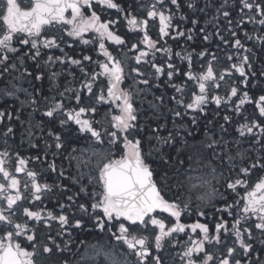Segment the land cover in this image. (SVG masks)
<instances>
[{"label":"snow or ice","instance_id":"obj_1","mask_svg":"<svg viewBox=\"0 0 264 264\" xmlns=\"http://www.w3.org/2000/svg\"><path fill=\"white\" fill-rule=\"evenodd\" d=\"M136 4L146 12L144 18H138L133 14L130 10L131 4L122 7L117 0H31L27 8L23 7L19 0H0V20L4 26L0 34V85H3L0 87V99H4L6 103L8 100H16L22 107L31 109L28 113V126L22 135L23 142L33 149L39 148V145L33 142L34 130L44 131L42 126L44 120L33 123L31 119L33 114L38 112L43 118H47L51 125L47 136L52 138V143L46 142V148L50 150L54 144L56 150L54 156L66 149L63 134L57 133L54 126L57 121L62 129L72 131L68 126L74 124L79 135L91 138L90 152L73 148L64 157L70 165L74 164L75 174L70 173L66 176L64 169L58 170L54 162H49L46 170L57 175L59 179H69L72 184H80L87 179L88 184L99 186L101 191L92 194L94 202L91 204V213L83 203L79 204L78 208L85 215L94 218L95 227L100 232L107 231L116 242L126 246L128 255L136 257L135 264H164L160 255L149 251L153 246L149 244V237L137 234L141 228L148 229L149 225L158 230L154 233L156 253L162 251L165 241L173 234L185 233L186 228L191 229L193 233L199 230L200 238L193 240L189 237L191 246L180 253L183 264H264V176L250 189L247 180L253 169L264 170V94L254 99L246 90L251 79L264 78V68L257 72L252 65L255 51L246 45L248 41L254 40L253 34L245 31L242 39L235 30L241 25L252 24L259 25V29L254 31L264 32V0H203L202 5L200 0H184L183 5L179 0H152L147 6L140 5L139 0H136ZM96 5L102 9L115 10L123 15L130 32L143 34L138 42H133L128 49L134 53L132 57L125 53L124 59H118L106 48L105 39L124 48L128 46L127 38L112 30L119 20L102 21L101 16L94 10ZM184 6L193 16L197 12L203 14L205 26L201 27L198 19L190 18L183 11ZM69 9L71 19L65 16ZM82 9L90 10L91 15L85 16ZM210 10H214L211 16ZM233 11L237 12L235 19L232 16ZM177 13H180V21L190 20L192 27L180 30L181 25H174ZM221 19L225 22L223 29L219 24ZM157 21L159 38L152 39L147 29L150 22L155 26ZM56 25H71L67 36L79 39L83 44L90 43L89 40L82 39L85 32L92 31L97 34L100 40V55L105 58L104 61L95 62L100 69L99 72L93 70L89 74L85 71L82 60L68 56L61 46L64 41L55 34L39 39L46 27ZM209 27L212 31H209ZM197 29L204 42L218 37L220 43L233 50L227 54L228 64L223 70L217 74L213 63L218 60L215 54L208 61L206 70L199 74L192 71V53L186 55L175 53L181 61H188L186 72L181 73V70L171 62V55L162 64L156 63V53L170 54L172 51L168 47L158 46L160 40L165 37L173 40L184 37L187 41H192ZM258 39L264 44V35H260ZM141 44L144 46L143 49L139 47ZM68 47L72 45L68 44ZM52 50H58L60 55H56ZM260 50L264 51V47ZM198 55L203 59L205 51H200ZM150 56L151 60L148 59ZM91 59L88 55L83 56L84 61ZM127 60H134L137 66L148 65L154 71L147 72L141 67L126 64ZM28 61L40 71L38 73L30 71L27 67ZM56 64L77 66L83 74L79 89L65 86L63 91L57 92L60 101L54 96H45L42 88H37L34 84V81H42L44 71ZM163 64L167 65V72ZM126 67L128 76H125ZM165 74L166 84L179 94L171 97L175 104V107L170 108L174 126L178 119L182 120L186 116H190L191 123L195 125L198 115L205 113L209 103H214L217 110L227 107L228 111L235 113L244 121H236V135L231 142L225 140L223 135L216 139L214 134H210L208 125L215 126L212 120H208L205 125L202 141L189 145L187 140H183L182 143L189 150L188 157L187 161L181 159L179 163L181 165L187 163L188 167L182 173L186 177L185 180L180 182L174 180L173 172H181V169L175 168L173 158L162 151L163 147L174 145L178 134L176 131H170L167 136H163L160 133L161 125L158 124L151 129L147 153L143 151L142 139H131L144 132L139 123L143 112L134 107V103L137 99H146L153 87L159 88L161 85L155 82L160 81ZM181 74L186 76L187 80L195 81L198 87V94H193L191 102L185 100V88L173 83L175 77ZM235 74L241 78L240 83L244 84V89L238 88L234 80L228 86L229 90L225 95L210 92V89L220 88V82L225 81L226 77ZM58 75L56 71L50 73L48 78L52 87H57ZM101 76L107 79V96L103 94L104 89H101L99 95L93 89L94 83ZM25 79L31 91L19 86V82ZM126 79H131L132 85L129 88H121ZM138 85L144 87H137ZM252 87L257 85L253 84ZM19 93L24 94V99H20ZM66 93L69 94L67 97L69 101L75 100V105L63 103ZM85 96L89 101L95 97V103H86ZM40 97H43L44 101L42 111ZM48 100L52 103L48 104ZM163 101V95L153 96L152 100L147 101L148 108L157 119ZM108 103L115 104L119 115H113L110 126L101 129L96 127L101 121L94 118L98 113L96 105ZM253 104L254 114L246 115L245 105ZM86 113L93 115L86 116ZM214 114L219 115V111H214ZM5 119L9 122L15 119L21 124L25 122L21 120L19 108L14 111H10L8 107L0 109V125H3L0 136L4 138L5 145H8L9 138L14 135V128L10 123L4 124ZM231 120L230 115H223V122L219 123L222 134L228 131L226 125H229ZM180 127H183L189 136L192 135L186 124ZM105 138L107 143L113 146H118L120 141L123 142L125 151L120 159H110V150L106 152L93 146L103 145ZM242 143L249 145L244 151L239 148ZM231 145L236 146L235 152L232 151ZM209 150L212 153L210 158L206 155ZM44 154L47 155V152ZM147 157L158 159L159 167L153 168ZM33 159L41 162L39 152ZM212 161H218L219 164L213 165ZM30 162L19 153L13 159L9 147L0 151V176L3 177V182H0V233H2L0 264H87L88 261L92 264H130L127 256L121 262L114 254L104 252L95 245L91 246V252L87 247L82 252L81 246L86 244L83 239L76 245V251L72 252L69 245L74 241L65 237L72 236V232L69 231L71 228L83 230L84 223L81 218H75L73 223V217L64 211L66 207H71L70 203L57 201L59 213L39 208L33 211L25 206L22 208V214L26 220L20 222L16 219L22 200L28 198L24 196V192L29 194V203L43 202L45 194L52 193L54 189L66 194V186L62 183L50 185L39 182L38 177L43 173L29 169L27 164ZM13 164L15 174L10 170ZM225 172L228 175H225ZM20 173L27 177V180L23 181V192L22 181L16 175ZM213 181L224 191L220 192V189L213 185ZM173 187L176 188L175 192ZM241 187L245 188L244 195L240 196L239 201L229 203L227 198L229 190L237 193ZM165 190L173 194L172 199L167 198ZM80 191H86V186L81 184ZM194 192L201 193L196 199L202 203L209 202L218 194L224 207H216L213 204L216 213H227L232 216V209L237 208L231 225L229 226L225 219H217L214 230L206 223L188 225L181 223L182 213L191 211ZM67 201L73 202V197L67 196ZM157 210L167 213L175 223L171 227H166L163 219L152 215ZM196 210L200 216L207 215L200 204H197ZM100 212L103 213V217L97 214ZM124 221L128 224L126 225ZM53 228L56 230L55 236L51 234ZM114 228L116 231H113ZM41 232L45 235L40 236ZM57 237L60 238V242ZM22 240L28 242L27 246L22 244ZM254 241L259 243V249L255 247ZM208 246H212L215 251ZM72 256L78 257V260L74 261Z\"/></svg>","mask_w":264,"mask_h":264},{"label":"trees","instance_id":"obj_2","mask_svg":"<svg viewBox=\"0 0 264 264\" xmlns=\"http://www.w3.org/2000/svg\"><path fill=\"white\" fill-rule=\"evenodd\" d=\"M117 2H119L121 4L122 7H128L129 4H136V0H117ZM179 2L183 5L184 4V0H179ZM203 0H200V4L202 5ZM141 4V3H140ZM132 11V8L130 9ZM183 11L185 13H187L189 15L190 18H196L199 20V25L201 27L205 26V16L199 12H197L194 16L192 15V13L190 12V10L187 9L186 6H184ZM214 10H210L209 11V16H211L212 12ZM98 15L101 16L102 21H108V20H119V23L113 27V31L115 30L118 34H120L122 37H126L127 38V44L128 47L130 48L131 46V42H136L133 38L134 35L133 34H128L124 28V17L121 14H118L115 10H107V9H103V10H97L96 11ZM179 15L180 13L176 14V17L173 21L174 25H181V29L180 30H184L187 28L192 27L190 20L189 21H180L179 20ZM232 16L233 18H237V12L233 11L232 12ZM138 18H143L144 14H141L139 16H137ZM219 24L221 25V28L223 29L225 27V22L223 19H221L219 21ZM254 29H259V25H252V24H245V25H241L240 28L235 29L238 33V35L240 36V38L243 39L244 37V32L248 31L250 34H253L254 36V40L253 41H248L247 42V47L249 48H254L255 51V55L252 56V65L253 67L257 70V72H259L262 68H264V51H261L260 48L264 47V44H262L258 37L260 35H264V32H260V31H254ZM209 31H212L211 27H209ZM128 32L130 33V31L128 30ZM173 35H175V33H173ZM225 35H227V33H225ZM96 41L99 42V37L96 38ZM158 46H165L170 48L172 51L170 54H164L162 52H158L155 54L156 57V63L158 64H162L164 61H167L169 59V55H171V62L177 66V68H179L182 72H186L188 71V61L184 60L181 61V59L179 57H177L175 55L176 52H180L181 55H186L187 53H192L193 54V60H192V71L195 74H199L200 72H202L203 70H206L207 66H208V61L212 59V55L215 54L218 57L217 61H214L213 63L217 65L215 66L216 70H217V74L224 69V67L228 64L227 61V54L229 52H232L233 50L230 49L229 46L220 43L218 37H213L211 38L208 42H204L202 39V36L199 34L198 29H197V34L195 35L194 39L192 41H187L184 37H179L175 40L165 37L163 40H160V43ZM139 47H143V45H139ZM200 51H205V57L202 59L201 57H199L198 53ZM148 59H152V57H149ZM146 66V65H144ZM148 66V65H147ZM146 66V67H147ZM163 67L165 68V72H167V65L163 64ZM148 70H146L147 72H152L154 71L153 69H151L149 66L147 67ZM240 77L238 76V74H235L232 77H226L225 81H223L222 85L220 88H216V89H211L210 92L212 94H219L221 96L225 95V93L229 90V85L232 84V82L235 80L236 81V86L240 89H244V84L240 83ZM167 81V76L166 74L164 76H162L160 81H156L155 83H159L161 86L159 88H155L153 87L152 89H150L149 95L146 97V99L141 100V99H137V101L134 103V106L138 109L141 110V112H143V115L140 116V120L139 123L141 124V126L144 128V132L143 133H139L134 137H131L132 139H142V148L143 151L145 153L148 152V138L151 135V129L155 128L158 124L161 125L162 127L160 128V133L163 136H167L169 134L170 131H176L178 134L176 135V140L174 142L173 146H165L163 147L162 151L168 153V155L170 157L173 158V163L175 165V168H179L181 169V172H173V178L176 182H180L185 180V176L182 174L183 170L186 169L187 163H185L184 165H181L179 163V161L181 159L187 161V157H188V149L185 147V145L182 143L183 140H187L188 144H194L197 143L199 141H202L204 139V131H205V125L207 124L208 120H212L213 121V125H208V127L210 128L211 132L210 134H214V138L216 139H220V136L223 135L225 140H228L229 142H231L233 140V137L236 135L235 133V127H236V121L240 120V122H244L242 120V118L237 117L235 115V113L228 111L227 107H223L219 110L216 109V105L214 103H209L207 110L205 111V113L203 115H198L197 118V123L195 125H193L191 123L190 120V116H186L184 117L182 120H177L176 124L174 126V122H173V117L172 114L170 112V108L175 107V104L172 102L171 97L173 95H179L177 93H175V90L171 87H169L166 84ZM264 78H262V80H256V79H251L250 83L248 85V88L246 89L247 91H249V94L254 98V99H258L260 94H264ZM173 83L177 84V85H181L185 88V93H184V97L186 102H191L192 96L193 94H198V87L196 85L195 81H189L187 80V77L184 75H177L173 81ZM255 84L257 85V87H252V85ZM100 84H98L97 86H99ZM20 97H22V99H24V94H18ZM163 95L164 97V101H163V107L161 108L160 112L158 113L159 118L157 119L156 117L153 116L152 111L148 108V104L147 101L152 100L153 96H161ZM47 97H51L53 95L51 94H46ZM235 99V98H234ZM65 102V100H63V103ZM156 103H160L159 101H155ZM11 105V101L8 100L7 103L5 102L4 99H0V109L8 107L10 111H14L15 109L19 108L20 112H21V120L24 121L25 123L21 124L20 121H17L15 119H13L12 121H8L7 119H5L4 124H11L12 127H16L18 129L21 130L22 133H24L25 128L28 126L27 125V121L29 120V115L28 113L31 112L30 108H25L22 107L20 104H18V106L16 108H14L13 106H9ZM98 109V113L95 114V119L102 121L103 120V110L99 107V105H96ZM245 109L246 115H253L254 110L252 111V109H255V107H253V105H245ZM43 110V102L41 100V111ZM214 111H219V115H215ZM230 115L232 117L231 122L229 123V125H226V127L228 128V131L226 133H221L220 129H219V123L223 122V115ZM258 115V113H256ZM93 114L91 113H86V116H92ZM33 123H38L42 120L45 121V123L42 125L44 128V131H39V130H34V134L35 135H40V133H44L47 134V131L49 129V127H51V125L47 122V118H43L40 113H34L33 116L31 117ZM101 124V123H100ZM97 124L96 127L101 128V125ZM187 125L188 130H190L192 132V135L189 136L187 131L184 130L183 127H180L181 125ZM55 129L57 133H62L63 137H64V141H65V145H66V149L64 150V157H66L67 152L70 151L73 147L72 141L74 140L73 138V134L75 133V131L77 132V129L72 126L71 124L68 126L72 129V131H68L67 128L62 129L59 125V122L57 121L55 123ZM90 138V137H88ZM87 137L80 135V137H78V141L79 144L82 145V143H86ZM48 143H52V138L47 139ZM70 143V145H69ZM41 147V146H39ZM114 147V153L117 155V153L119 154V152L122 151V148L120 147V145L118 146H113ZM232 147V151L235 152L236 150V146L235 145H231ZM249 147V145L247 143H242L239 148L241 151H244L245 149H247ZM54 146L50 149L51 153H53L55 150ZM217 151H219V149H217ZM71 152V151H70ZM60 154V153H59ZM206 155L210 158L212 153L209 150ZM254 155V154H253ZM60 157V156H59ZM148 163L151 164V166L153 168H158L160 162L158 161V159H156L155 157H147ZM59 161H57L58 163ZM57 169H61L63 168L65 171V174L68 175L70 174H75L76 170H75V166L70 165L68 160L64 158V161L61 160L60 164H57ZM213 165H218L219 162L218 161H212ZM45 168V167H44ZM264 170L262 171L261 169H255L252 170L249 173V176L247 177L248 180V187L249 189L252 187L253 184H255L256 182L259 181L260 176L263 175ZM225 175H228L227 172H225ZM61 181V180H60ZM70 183V190L66 191V194H62L59 196L58 200L56 199V201H60L63 200L64 203H70L71 207H66L64 209V211L70 216L73 217V223H74V219L75 218H81L83 223H84V228L83 230L80 229H75V228H71L69 229V231L72 232V236L69 237H65V239H71L72 241H74V243L70 244L69 247L72 249V252L76 251V245L79 244V241L81 239L85 240L86 242L91 240H97V241H105L104 238V234L105 232H100L96 227H95V220L94 218H91L89 215H85L84 213H82L79 208L78 205L83 203L85 204V206L89 209V213H91V202H92V194L93 191L94 192H98V186L95 184H87L86 180L82 181L80 184H72L69 180ZM81 184L86 186V191L81 192L80 191V187ZM213 185H215L217 188L220 189V192H223L224 189L220 188V185L216 184L215 181H213ZM244 190L245 188H238L237 193H233L229 190L228 194H227V198L231 199V198H240V196L244 195ZM176 191V188L173 187V192ZM209 191H211V189H209ZM165 193L167 196H170L173 198V194L170 192H167V190H165ZM72 196L73 197V202H68L67 201V196ZM200 195V193L198 192H194L192 194V203L190 205L192 212L195 214L197 213L196 207H197V199L196 197ZM218 195V194H217ZM216 195V196H217ZM220 200H218L216 203H214V205H216V207H224V203L223 202H219ZM29 204V203H28ZM24 207H29L31 210L35 211L38 208L41 209V207L36 204V205H27L26 202L23 203ZM201 205V204H200ZM242 205V202H241ZM45 210H52L54 212L59 213L60 209L58 207L57 203H48L43 205ZM202 210H204L207 213L208 216V224L209 227L211 229H213L214 227V223L216 222L217 219H225L228 221L229 226L231 225L232 221L235 218L236 212L234 211V209H232L233 215L229 216L227 213H215L212 207V205H209V207H206L204 205L200 206ZM19 212H22V209H19ZM99 216L100 213H97ZM215 216V219H213V217ZM102 217V216H101ZM26 219V218H24ZM33 222H29V224H32ZM246 226V225H245ZM55 228L52 229L51 234L55 236ZM113 231H115V228L113 229ZM103 234V235H102ZM40 236H44L45 233L41 232L39 233ZM257 235H259L257 233ZM58 242H60V238L57 237ZM106 242V241H105ZM107 242L113 243L111 241V234L108 233V237H107ZM26 243V242H25ZM255 244V247L257 249L260 248V245L258 242H253ZM28 244V242H27ZM27 244H25V246H27ZM85 245L81 246V251L83 252L85 247ZM30 248H28L29 250ZM71 255V254H70ZM72 259L74 261L78 260V257L76 256H72ZM87 264H91V263H87Z\"/></svg>","mask_w":264,"mask_h":264},{"label":"flooded vegetation","instance_id":"obj_3","mask_svg":"<svg viewBox=\"0 0 264 264\" xmlns=\"http://www.w3.org/2000/svg\"><path fill=\"white\" fill-rule=\"evenodd\" d=\"M19 2L21 3V5L25 8L29 7L31 4V0H19ZM86 12L88 13V15H91V11L88 9H85ZM94 10H103L99 5H96L94 7ZM71 10L69 9L66 13L65 16L68 17L71 14H69ZM3 24V22L0 21V24ZM66 25H56L54 27H46L45 31L42 33L41 37L39 39H44L46 36L50 37L52 34H55L58 38H62V40L64 41V43L61 45L62 47H64L65 52L67 53L68 56L72 57V58H76V59H83L82 58V53L90 56L92 59H94V53L96 52V50L98 49L99 43H97L96 38L98 37L97 35H95V39L92 38L91 41L92 43H88L86 44V48L85 49H81L80 46H74V41H70L69 39L71 37L67 36V32H66ZM0 34H2V30H1V26H0ZM78 43L80 44V40H78ZM68 44H71L72 47H68ZM52 52H54L56 55H60L58 50H52ZM100 55V53H99ZM91 59V60H92ZM88 62V61H87ZM27 67L30 71L34 72V73H38L40 70L37 69L35 67V65L31 62L28 61L27 63ZM74 68L71 69L70 65H62L61 67H57L53 70H48L46 69L43 73V80L42 81H34V84L37 88H42L44 95L46 96V94H51L55 97V99L57 101H60L61 98L59 97V95L57 94L58 91H63L65 86H68V84H71L73 88H80V71H79V67L77 66H73ZM92 67V64H91ZM64 68L69 69V70H64ZM76 70V71H75ZM52 71H56L57 73H59V75L57 76V78L59 79V81H56V85L57 87H52L51 81L49 80V75ZM20 87L23 88H28L30 91L32 90L30 85L27 83V80H23L21 81ZM51 89V90H50ZM97 86H96V90H97ZM100 90V89H99ZM98 90V91H99ZM105 91V89H104ZM106 92V91H105ZM19 94H23V93H19ZM51 96V97H53ZM67 95L65 94V97ZM20 99H22V97H20ZM40 99L43 101V97H40ZM65 100V99H64ZM49 102H52L51 100H48L47 103L49 104ZM65 103V102H64ZM19 102L18 101H13L11 102V105L9 106H13L14 108H16L18 106ZM69 105H75V101L69 102L67 103ZM75 128L76 126L73 125ZM14 128V135L11 136L9 138L8 143H10V145H5L4 143V138L2 136H0V151H3L5 147H9V150L11 151L12 155H13V159H15V155L17 153L20 154V156L26 160H30L31 162L27 164V167L29 169H33L37 172H42L43 174L40 175L38 177L39 182L41 183H48V184H54V183H62L64 186H66V191L70 190V183H69V179H59L57 177V175L50 173L49 171H47V164L49 162H54L55 164L57 163V161H59L57 164H60L61 160L64 161V150L59 154H56L55 156L53 155V153L56 151L55 148L53 150H55L53 153H51V150L46 148V137L48 138L47 134L45 136L44 133H40L39 138L37 137V135H35L33 137V142L37 143L39 146L38 149H33L31 147L26 146V143H21V146H17L16 144V140L20 138V136L23 134L21 132L20 129L16 128L15 126ZM77 129V128H76ZM78 137H80L79 133H77L75 131V133L73 134V138L74 140L72 141L73 147L72 148H78L79 147V141H78ZM46 140V141H45ZM15 143V144H14ZM70 145V143H69ZM54 146V144H53ZM71 146V145H70ZM39 152L40 157H41V162H36L33 158L36 156V154ZM47 152V155H45L44 153ZM70 152V151H69ZM60 156V157H59ZM45 167V168H44ZM71 173V172H70ZM15 174V171H14ZM18 178H25V180H27V177L24 173H20V174H16ZM67 176V175H66ZM61 180V181H60ZM23 189V185L21 184V190ZM166 194V193H165ZM61 195V190L59 189H54L52 193H46L43 199V202L41 201H34L32 203H29V194L27 192H24V196L28 197L27 199H24L23 202H26L27 204H38L41 209L44 208L43 205L48 204V203H57L56 199L58 200L59 196ZM167 196V195H166ZM167 198L172 199V197L167 196ZM240 199L238 198H231L228 199L229 203H234L235 201H239ZM60 202H63V200H60ZM223 202V201H221ZM241 203V202H240ZM237 211V208L235 209ZM154 217L158 218V219H163L166 227H171L173 223H175V221L173 220V218H171L167 213L161 212L159 210H157L156 212H154L152 214ZM103 217V216H102ZM208 216H200L198 214H195L192 212V209L190 212H183L182 216H181V220L180 222L183 224H194V223H206L208 224ZM147 219V218H146ZM118 223V222H117ZM124 223L126 224V222L124 221ZM127 225V224H126ZM209 225V224H208ZM215 228V223H214V227L213 230ZM158 231L157 229H153L151 225L148 226V229H143L141 231V234L139 235H146L149 237V244L153 245L152 247H150L149 251L153 254H158L160 255L162 258H165L166 256L168 257H173L174 258V262L176 264H183V262L180 259V253L188 246H191V241L189 239V237H191L193 240H197L200 238L199 236V230H197L196 233H193L191 231V229L186 228L185 233H176L173 234L172 237L168 238L165 241V246L162 249V251L160 253H156L155 248H154V233ZM125 251L128 253V249L126 248V246H124ZM219 257V254H217ZM134 256V255H131ZM134 258H136L134 256ZM171 259V258H170ZM164 264H165V260Z\"/></svg>","mask_w":264,"mask_h":264},{"label":"rangeland","instance_id":"obj_4","mask_svg":"<svg viewBox=\"0 0 264 264\" xmlns=\"http://www.w3.org/2000/svg\"><path fill=\"white\" fill-rule=\"evenodd\" d=\"M26 1V0H25ZM152 2V0H139V3H141L140 5H144V6H147V5H149L150 3ZM82 11H84V13H85V16H90V15H88V13L86 12V10L85 9H82ZM132 12H133V14L134 15H136V16H139V15H141V14H144V17L146 16V12H144V11H142V9H141V7H139V6H137V4H132ZM69 14H71V11L69 12ZM143 17V18H144ZM67 18H69V19H71V15L70 16H68ZM1 22H2V20H0ZM0 26H1V30L3 31V24L1 23L0 24ZM58 26V25H57ZM66 27H67V29H66V32L68 31V30H70L71 29V25H66ZM115 27V26H114ZM124 28H125V30H126V32L128 33V34H133L134 35V40L136 41V42H138V39H139V37L141 36V33H134V32H128V25H127V23H126V21L124 20ZM158 28H159V25H158V21L155 23V26H152V23L150 22V25H149V28L147 29V31H148V33L151 35V37H152V39H158L159 38V31H158ZM112 30H113V28H112ZM115 31V30H114ZM116 32V31H115ZM95 35H97L96 33H94V32H92V31H87V32H85L84 34H83V37H82V39H86V40H89L91 43H92V41H91V39L92 38H94L95 37ZM70 41H74V46L76 47V46H80V48L81 49H85L86 47V44H83L81 41H80V44L78 43V40L79 39H73L72 37L69 39ZM104 43H105V46H106V48L110 51V52H112V54L114 55V56H116L118 59H124V54L125 53H127V56L128 57H132L133 55H134V53H132V52H130V51H128V49H129V47L127 46V47H124V48H121V46H117V45H115V44H113V43H111V42H109V41H107L106 39H105V41H104ZM133 42H131V44H132ZM96 44H98V42L96 43ZM128 45V44H127ZM144 47H141V49H143ZM99 53H100V48H99V46H98V49L96 50V52L94 53V59H92L91 61H84L83 59H82V65H83V67H84V69H85V71H87V72H89V74H91L92 73V71L93 70H95L96 72H99L100 71V69H99V67H98V65L95 63L96 61H104V57L102 56V55H99ZM86 54H84V53H82V58H83V56H85ZM151 57V56H150ZM46 58V57H45ZM149 58V57H148ZM91 64H92V67H91ZM126 64H130L131 66H137V65H135V61L134 60H127L126 61ZM217 65V63L216 64H214V66H216ZM62 65H60V64H56L54 67H51V68H48V70H53V69H55V68H57V67H61ZM147 66V65H146ZM146 66H144V65H140V66H137V67H141L143 70H148L147 69V67ZM70 68L71 69H73L74 67L73 66H70ZM66 68H64V70H65ZM66 70H69V69H66ZM76 71V70H75ZM79 71H80V69H79ZM125 76H128V69H127V67H126V69H125ZM82 79H83V74L80 72V87H81V81H82ZM23 81V80H22ZM56 81H59V79L58 78H56ZM221 83V85H222V83H223V81H221L220 82ZM20 84H21V81L19 82V86H20ZM98 84H100L99 86H97ZM130 85H132V80L131 79H126L125 81H124V83H122L121 84V88H129V86ZM3 85H0V87H2ZM96 86H97V90H96ZM106 86H107V79L105 78V77H103V76H101V77H99L98 78V80L94 83V85H93V89H94V92L97 94V95H99L100 93H101V89H105V91H106ZM67 87H69V88H73L72 87V85L71 84H68V86ZM103 87H105V88H103ZM137 87H140V88H143L144 86L143 85H138ZM100 89V90H99ZM99 90V91H98ZM211 90V89H210ZM104 91V95L105 96H107V91L105 92ZM66 97H65V104H67V103H69V102H72V101H75L74 99L73 100H71V101H69L68 99H67V97H68V93H66ZM11 102H13V101H15V100H10ZM85 102L86 103H89V102H91V103H95V97H92V99H91V101H89L88 100V98H87V96H85ZM52 102H49V104H51ZM118 103V102H117ZM99 105V107L101 108V109H104L103 110V120L101 121V129H102V127H108V126H110V124H111V117L113 116V115H119V110L117 109V107L115 106V104H111V103H108V104H98ZM135 107V106H134ZM253 107H255L254 106V104H253ZM99 109V108H98ZM254 109H252V111H253ZM254 114V113H253ZM256 114V113H255ZM3 128V125H0V129H2ZM78 130V129H77ZM35 136V134L33 133V137ZM45 136H46V134H45ZM37 137L39 138V136L37 135ZM48 138L46 137V140H47ZM87 139H90V140H87V142L86 143H82V145H80L79 144V147L77 148V149H84V150H86V153L87 152H90V144H91V138H88L87 137ZM132 139V138H131ZM45 140V141H46ZM24 141V137H23V135H21L20 136V138L19 139H17L16 140V144H17V146H21L22 147V145H21V143H25V142H23ZM9 145H10V143H8ZM15 144V143H14ZM118 145H120V147L122 148V151L121 152H119V154L117 153V155L114 153V147H113V145H110V144H108L107 143V138H105V143L103 144V145H93L96 149H101V150H103V151H109L110 150V159H120L121 157H122V155H123V153H124V151H125V149H124V146H123V142L122 141H120L119 143H118ZM26 146H27V148L29 147V145L26 143ZM73 149V148H72ZM71 149V150H72ZM70 150V151H71ZM68 153H69V151L67 152V155H68ZM66 155V156H67ZM10 170L14 173V171H15V168H14V164L11 166V168H10ZM263 171V170H262ZM264 173V172H263ZM96 175H98V173H96ZM262 176H264V174L263 175H261L260 176V178L262 177ZM19 179H21V181H22V185H23V181H25V178L23 177V178H19ZM86 180V183L88 184V182H87V179H85ZM0 182H3V177L2 176H0ZM252 186H254V184L252 185ZM22 192H23V189L21 190ZM99 191H101V189L99 188V186H98V192ZM94 192V191H93ZM243 193H245V190H244V192ZM201 194V193H200ZM92 197V196H91ZM98 198V197H97ZM240 199V198H239ZM218 200H220L219 199V195H217V196H215V198L214 199H211L209 202H207V203H202V202H200L199 200H197V204H201V205H204V206H206V207H209V205H213L214 203H216ZM24 200H22V202H21V209L24 207V205H23V202ZM221 201V200H220ZM219 201V202H220ZM94 202V200H93V198H92V202H91V204ZM236 202V201H235ZM242 202V201H241ZM200 205V206H201ZM211 209H213V210H215V208H211ZM234 209V211L237 213V211H238V209H237V211L235 210L236 208H233ZM17 212H18V215H17V217H16V219L18 220V221H20V222H23L24 220H26V219H24V218H26V217H24L23 216V214H22V212H19V209L17 210ZM215 213H216V211H214ZM100 215L101 216H103V213L102 212H100ZM119 223V222H118ZM143 229L141 228L140 230H139V232L137 233L138 235L139 234H141V231H142ZM115 231H116V229H115ZM0 235H2V233H0ZM103 235V234H102ZM107 237H108V232L106 231L105 232V234H104V240L106 241H97V240H93V241H91V240H89V241H87L86 242V244H85V248L87 247L88 249H89V252H91V246L92 245H95V246H97V247H99V248H101L104 252H110V253H112V254H114L115 255V257L119 260V261H121V262H123L124 261V259H125V256H127V260L130 262V264H135V260H136V258H134V256H131V255H128V253L125 251V249H124V247H123V244L122 243H118V242H116L113 238H112V236H111V241L113 242V243H110V242H107ZM22 242V244L25 246V244H27V241L26 240H22L21 241ZM26 242V243H25ZM228 243L230 244L231 243V241H228ZM208 247H210L213 251H215V249L214 248H212V246H208ZM31 250V249H30ZM171 258V259H170ZM163 260H165V264H176L175 262H174V258L173 257H168V256H166L165 258H163ZM89 263H91L92 264V262L91 261H88ZM87 262V263H88ZM180 264V263H179Z\"/></svg>","mask_w":264,"mask_h":264},{"label":"bare ground","instance_id":"obj_5","mask_svg":"<svg viewBox=\"0 0 264 264\" xmlns=\"http://www.w3.org/2000/svg\"><path fill=\"white\" fill-rule=\"evenodd\" d=\"M253 170H255V169H253Z\"/></svg>","mask_w":264,"mask_h":264}]
</instances>
